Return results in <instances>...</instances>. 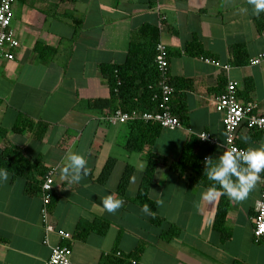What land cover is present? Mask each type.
Masks as SVG:
<instances>
[{"label": "crops", "instance_id": "0c3cea01", "mask_svg": "<svg viewBox=\"0 0 264 264\" xmlns=\"http://www.w3.org/2000/svg\"><path fill=\"white\" fill-rule=\"evenodd\" d=\"M242 8L248 11L241 13ZM70 13L81 19L76 28ZM145 23L158 27L160 42L170 51L168 73L178 89L174 98L186 110L183 123L164 127L152 145L153 152L167 160L150 189V197L162 201L156 209L164 219L160 226L151 223L133 201L149 147L137 155L128 151L129 124L109 123L106 110L88 105L92 99L109 98L100 65L123 63L131 41L143 39L139 30ZM12 27L20 46L13 60H0V127L7 131L0 149L18 147L28 160L39 161L46 173L37 174L40 189L34 194L27 192L28 180L22 176L9 172L8 180L0 182V264H43L51 246L65 242L72 246L73 264H100L101 256L115 247L127 254L141 242L145 249L138 264H233L237 260L264 264V244L254 240L264 172L247 198L236 202L221 193L212 200L202 199L208 188L193 184L190 170L179 177L169 169L191 138L194 152L204 159L226 148L223 116L215 108V99L229 80L238 83L241 101H254L264 114V62L250 64L251 58L264 52V13L253 15L247 0H16ZM194 38L229 70L184 53ZM38 44L56 48V54L42 57ZM19 114L46 123L44 136L38 139L30 130L14 131ZM201 133L216 143L203 141ZM236 142L258 147L264 144V129L243 124ZM68 151H78L88 161L89 174L79 183H70L60 172ZM110 158L116 159L115 166L103 184L99 178ZM128 164L134 171L123 205L109 213L102 198L116 195ZM51 172L53 231L47 232L41 218L42 183ZM222 197L228 207V238L214 228ZM97 218L110 224L106 232L94 229L85 241L74 236L80 220ZM171 224L181 233L164 240L161 233ZM60 230L74 239H61Z\"/></svg>", "mask_w": 264, "mask_h": 264}, {"label": "trees", "instance_id": "16d2710c", "mask_svg": "<svg viewBox=\"0 0 264 264\" xmlns=\"http://www.w3.org/2000/svg\"><path fill=\"white\" fill-rule=\"evenodd\" d=\"M67 15L72 18L75 28L78 27L81 19L75 17L71 13ZM139 33L143 39H134L131 41L126 59L123 63H102L100 65L101 73L109 86L110 96L105 99L99 98L90 100L88 102L90 107L104 109L107 115L118 110L131 114L133 111L139 113L150 112L156 108L157 98H155V95L158 93V82L160 81V71L155 62L157 46L160 43L159 29L150 23H145L140 28ZM37 50H39V54L42 57H52L57 51L56 48L44 44H38ZM184 53L217 61L204 51L202 43L197 38H194L192 42L188 43ZM168 55H170L169 50ZM169 84L174 88V92L171 96V110L173 115L176 116L182 124L186 119V110L179 105L180 103H176V99L174 98L178 91L176 81L169 77ZM178 98H181V96H178ZM128 124L130 126V132L125 145L126 149L131 152H143L149 147L146 157V167L133 201L141 207H143L144 204H148L150 209L154 212V216H150V222L160 226L164 219L157 214V203L150 197V189L157 170L167 161L164 156L152 150V145L164 127L158 122L144 121L140 118L130 121ZM13 130L17 132L30 130L36 138L41 139L47 130V124L37 122L24 114H19L13 126ZM6 137L7 131L0 127V140ZM193 145L194 142L191 138L184 144L180 157L170 163L169 169L179 177H183L185 172L190 170L189 180L193 184L209 188L211 182L203 175L205 159L194 152ZM239 146L247 148V146ZM115 162V158H110L108 160L99 178L101 183L105 184L107 182L115 166ZM0 168L7 169L13 177L22 176L26 178L28 180L26 190L31 194L39 192L40 189V181L37 179V174L44 176L46 173V170L41 166L39 161L28 160L18 147L9 145L0 149ZM133 171L134 167L128 164L118 184L115 195L116 198L123 199L125 197ZM36 184H39L38 187ZM227 213V203L222 197L216 210L214 228L219 230L224 238L230 236V233L225 227ZM109 226L110 224L108 222L98 218L92 222L80 220L77 224L74 236L85 241L94 229L106 232ZM180 233L181 229L175 224H171L167 230L161 233V237L164 240H170L180 235ZM259 243L264 244L263 242ZM144 249L145 244L143 242L139 243L133 251L127 254L115 247L106 255L101 256L99 263L138 264ZM233 264L245 263L237 260Z\"/></svg>", "mask_w": 264, "mask_h": 264}, {"label": "built area", "instance_id": "2783aa9c", "mask_svg": "<svg viewBox=\"0 0 264 264\" xmlns=\"http://www.w3.org/2000/svg\"><path fill=\"white\" fill-rule=\"evenodd\" d=\"M16 0H0V60H13L15 52L20 46L19 38L15 29L12 27L13 5ZM169 55L168 48L164 43L157 46V54L155 58L156 65L160 71V81L158 82V93L156 108L150 112L139 113L133 111L131 114L118 110L106 117L107 121L112 124L128 123L135 119H143L144 121L158 122L162 127H176L181 125L179 119L173 115L171 110V96L174 88L169 84ZM217 64L224 70H229V65L221 64L218 61L209 60ZM264 62V52L251 58L250 64L259 65ZM238 83L229 80L226 89L215 99V108L223 116V125L225 131V147L228 150H244L236 142V134L240 126L245 124L249 128L264 129V114L258 112V104L254 101L243 102L237 96ZM203 141L216 143V140L207 133L200 135ZM54 186L53 173L45 176L42 183L43 190V206L41 209V218L47 232L53 231L52 225L49 223V205L51 203V192ZM61 239L71 241L74 236L63 230L58 232ZM254 236L257 242L264 243V182L261 189V196L257 203L256 215L254 217ZM48 244V239H45ZM72 246L68 243H60L51 246L49 258L43 264H73L72 262Z\"/></svg>", "mask_w": 264, "mask_h": 264}, {"label": "clouds", "instance_id": "9594fccd", "mask_svg": "<svg viewBox=\"0 0 264 264\" xmlns=\"http://www.w3.org/2000/svg\"><path fill=\"white\" fill-rule=\"evenodd\" d=\"M247 4L253 15L259 16L264 13V0H247ZM247 11L248 8L240 9L241 13ZM248 139L247 136L243 137L245 143ZM87 165L88 161L84 154L68 151L62 157L60 172L70 183H79L89 174ZM204 165L203 175L211 184L206 192L201 193V198L212 200L221 193L230 200L241 202L247 198L260 174L264 172V144L258 147L249 146L239 151L224 148L218 156L205 158ZM8 178L7 169L0 168V182H6ZM156 203L159 205L162 201ZM102 204L107 212L114 213L123 205V200L109 194L102 198ZM140 211L147 216H154L148 204H144Z\"/></svg>", "mask_w": 264, "mask_h": 264}, {"label": "rangeland", "instance_id": "374dc122", "mask_svg": "<svg viewBox=\"0 0 264 264\" xmlns=\"http://www.w3.org/2000/svg\"><path fill=\"white\" fill-rule=\"evenodd\" d=\"M134 154L137 155L138 153L135 152Z\"/></svg>", "mask_w": 264, "mask_h": 264}]
</instances>
